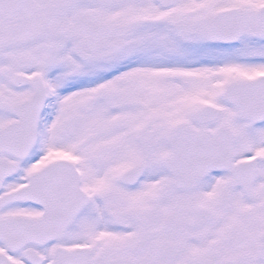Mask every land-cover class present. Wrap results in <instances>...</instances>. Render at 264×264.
<instances>
[{
  "label": "snow or ice",
  "instance_id": "obj_1",
  "mask_svg": "<svg viewBox=\"0 0 264 264\" xmlns=\"http://www.w3.org/2000/svg\"><path fill=\"white\" fill-rule=\"evenodd\" d=\"M0 264H264V0H0Z\"/></svg>",
  "mask_w": 264,
  "mask_h": 264
}]
</instances>
